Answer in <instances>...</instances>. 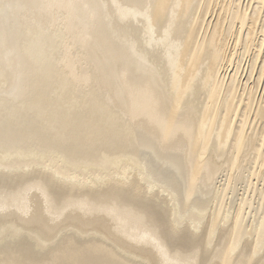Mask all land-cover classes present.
<instances>
[{
  "label": "bare ground",
  "instance_id": "6f19581e",
  "mask_svg": "<svg viewBox=\"0 0 264 264\" xmlns=\"http://www.w3.org/2000/svg\"><path fill=\"white\" fill-rule=\"evenodd\" d=\"M263 77L264 0H0V264H264Z\"/></svg>",
  "mask_w": 264,
  "mask_h": 264
},
{
  "label": "rangeland",
  "instance_id": "374dc122",
  "mask_svg": "<svg viewBox=\"0 0 264 264\" xmlns=\"http://www.w3.org/2000/svg\"><path fill=\"white\" fill-rule=\"evenodd\" d=\"M245 1H246V0H245ZM255 4H256V3H255ZM255 4H253V5H255ZM244 67H245V66H244ZM246 68H247V65H246ZM246 68H244L245 71H246ZM245 71H243V72L245 73ZM255 72H256V73H254V76H253V77H254V78H253L254 80L258 77V76H257L258 68H257V70H256ZM244 73H243V74H244ZM243 74H242V75H243ZM255 76H256V77H255ZM245 77H247L246 73L243 75V77H242L241 79H245ZM253 79H252L251 81H249V84H252V83H253V82H252V81H254ZM245 80H246V79H245ZM261 82H262V83H261L260 86H259L260 89H258V93H257L258 96H262V95H264V93H263V92H264V84H263V83H264V77H263V80H262ZM261 93H262V95H260Z\"/></svg>",
  "mask_w": 264,
  "mask_h": 264
}]
</instances>
